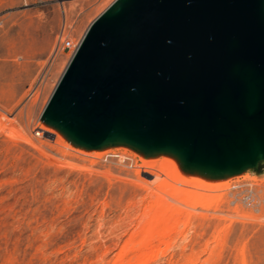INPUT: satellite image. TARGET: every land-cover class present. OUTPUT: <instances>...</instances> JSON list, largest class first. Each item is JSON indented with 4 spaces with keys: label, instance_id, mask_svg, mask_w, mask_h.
I'll use <instances>...</instances> for the list:
<instances>
[{
    "label": "rangeland",
    "instance_id": "374dc122",
    "mask_svg": "<svg viewBox=\"0 0 264 264\" xmlns=\"http://www.w3.org/2000/svg\"><path fill=\"white\" fill-rule=\"evenodd\" d=\"M114 1L0 0V264H264V164L185 205L140 179L131 150L66 153L40 130L73 57L62 46ZM152 192L182 210L142 250Z\"/></svg>",
    "mask_w": 264,
    "mask_h": 264
},
{
    "label": "water",
    "instance_id": "95a60500",
    "mask_svg": "<svg viewBox=\"0 0 264 264\" xmlns=\"http://www.w3.org/2000/svg\"><path fill=\"white\" fill-rule=\"evenodd\" d=\"M74 145L177 157L224 180L264 164V0H115L41 116Z\"/></svg>",
    "mask_w": 264,
    "mask_h": 264
},
{
    "label": "bare ground",
    "instance_id": "6f19581e",
    "mask_svg": "<svg viewBox=\"0 0 264 264\" xmlns=\"http://www.w3.org/2000/svg\"><path fill=\"white\" fill-rule=\"evenodd\" d=\"M45 129H40L42 132L50 135H54L63 148V151L68 153L71 150L78 152L79 154H85L93 158H99L102 153L109 151L111 149H102V150H87L82 147L74 145L63 133H61L56 128L49 126L47 124L43 125ZM46 130V131H45ZM41 132V133H42ZM61 148V149H62ZM118 148L129 149V147L121 146ZM131 150V149H129ZM132 151V150H131ZM141 157L143 164L141 168H144L142 172L139 170V177L141 180L150 185H155L160 193H163L170 197L171 199L177 201V203L191 205L198 204L206 200L207 195L202 192L215 193L219 191H227L230 189L231 177H227L224 180H216L206 177L202 174H193L184 171L182 168L180 160L172 155H158L155 157H149L137 151H132ZM162 166L167 169L168 172L164 173L162 171H154L155 168ZM142 174L144 175L142 177ZM161 175H164L162 178ZM241 177V176H237ZM239 180V179H238ZM237 180V181H238ZM188 188H186V187ZM152 196H155V202L149 208L145 210L146 219L151 212L154 214L151 218L149 227L146 231L145 240L138 247L152 249L154 240L160 238V236L155 239V234L161 233L162 228H168V224L172 223V218L168 217L169 214L176 215L181 212L182 207L173 201H169L166 197L159 194L158 192H152ZM145 216V215H144ZM151 217V216H150ZM172 217V216H171ZM177 223V220H176ZM170 224V225H172ZM167 226V227H165ZM170 229V228H169ZM168 231V229H165ZM166 231V232H167ZM165 234V233H164ZM168 234V233H167ZM160 235V234H159ZM164 236V235H163ZM166 237V236H164ZM163 237H161L162 239ZM134 250V249H133ZM122 256V255H121ZM123 260V259H122ZM128 262V261H126ZM116 264H125L122 261ZM128 264H133L128 262Z\"/></svg>",
    "mask_w": 264,
    "mask_h": 264
},
{
    "label": "built area",
    "instance_id": "2783aa9c",
    "mask_svg": "<svg viewBox=\"0 0 264 264\" xmlns=\"http://www.w3.org/2000/svg\"><path fill=\"white\" fill-rule=\"evenodd\" d=\"M63 36H64V34L61 35V39H60L61 43H62ZM78 46H76V45L72 46L71 43L69 44L68 41H65L64 45L62 46V49H63V51L65 49H67L68 50V53L69 54H72L74 56V54H75ZM38 134H41V132H38Z\"/></svg>",
    "mask_w": 264,
    "mask_h": 264
}]
</instances>
